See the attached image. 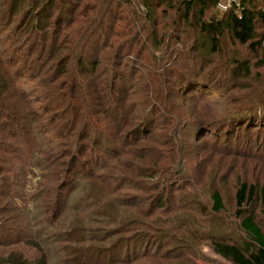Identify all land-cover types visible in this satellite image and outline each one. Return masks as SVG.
I'll use <instances>...</instances> for the list:
<instances>
[{"label": "rangeland", "instance_id": "rangeland-1", "mask_svg": "<svg viewBox=\"0 0 264 264\" xmlns=\"http://www.w3.org/2000/svg\"><path fill=\"white\" fill-rule=\"evenodd\" d=\"M92 1L94 0H80L79 8L84 3L86 5ZM163 7L164 5L161 6V8ZM250 8L257 13L260 9H264V0H255L254 5H251ZM29 9L27 8L26 11ZM198 9L200 7L195 9L194 16L191 15L188 22L183 21L178 27L167 26L166 30L169 32L167 39L162 40L161 45L157 46L155 51L154 48L151 50L152 59L155 60L154 57H156L157 61V64L152 65L153 72L141 65L138 66L139 62L136 64L132 56L125 57L124 63L128 62V66L139 69L137 72V78L140 79L139 84H132V74H129V79L124 83V86L127 87L125 93L116 91L113 94L110 90L103 92L107 94V97L99 106L96 102L90 117L88 112L91 98L88 96L89 92L88 95L86 94V87L79 89L75 94L76 99L72 101L68 96V90L60 94V92H52L39 85L42 82L46 84L45 75L41 76V73L45 71L43 65L45 59L26 56L27 52L24 50L21 53V58L15 57L17 63L10 66L8 58L0 55L6 62L0 72V76L3 78V80L0 78V81L5 82L8 95V97H0V105L3 111L10 114L9 117L12 116L10 122H16L17 125H12L13 128L16 127L12 137L0 131L5 137L4 139L8 138L7 141L10 144L8 151L11 153L12 147L14 149L24 144L33 147L35 145L29 141L36 139L43 147L42 156L46 165L45 180L42 181V184L53 192L58 188L60 179L57 173L59 169L56 166L53 171L52 161L68 158L70 151L72 154H74L73 152L80 153L83 161L80 163L83 164V173L77 177L75 183L67 186L64 191L66 197L62 214L64 218L54 224L56 231L64 230L69 225L79 226L73 233L72 241L56 236L57 238L53 239L52 243L50 242L52 245L46 246V240L41 238L39 240L38 231L34 232V229H30L27 223V217L30 219L34 214L32 213L29 218L27 212L19 210L17 205L13 204V201L7 200L8 197L5 196L0 198V225L13 231L8 241L14 243L8 249L23 251L31 258L36 255V257L41 256L42 253L38 252L37 248L27 243V238H31L40 242L43 250L49 249L46 253L49 259L48 264H61V262L78 264L79 255H88L94 252L92 248H88L94 242L86 239L81 240L83 237L80 232L83 225L89 229L88 237L97 234L106 235L119 228L116 224L100 226L99 223L94 222L106 218L102 215L104 211L100 207L99 201L86 199L89 193L99 190V186L103 190H107L98 178L105 180L111 177L110 180H115L116 183L111 181L112 185H110L114 193L106 191L110 195L109 198L114 199V202L119 200L134 203L137 197L146 200L156 193L147 186L148 179L140 176L134 177L135 167L133 164L134 162L139 163V159L136 157L138 152L134 153L136 145L129 147L132 151L130 154L121 155L123 152L119 153L120 157L118 154L119 158H114L112 168L106 167L110 155L107 152H112V150L118 152L119 148L118 139L112 133L116 134V131L120 130L117 134L126 139L124 135L130 130V127L121 128L118 125L119 120L114 112V106H117L123 107L119 113L128 111L132 125L137 123L136 120H133L135 115L142 114L146 117L145 120L148 119L147 129L152 128L154 132L151 137L144 136L143 140L141 139L140 147L149 150L145 152V155L151 153L152 157L160 159L161 163L166 161L170 172L175 171L173 179H169L170 182L167 184L170 192L166 193V197L179 204L182 210L172 211L168 213V216L170 218L181 217L183 220L180 219L177 222L186 224L187 227L193 229L194 237L198 236V238H194L190 232L186 234L187 232H183L182 229L173 231L175 242L170 237H164L161 243L163 242L166 246L159 253L167 252L166 255L169 258H166V261L169 264H232L230 260L213 250L211 241L213 237L218 236L239 240L244 237L236 218L237 181L238 179H248L255 183L264 182V22L256 17L255 38L252 40L243 43L224 30L217 46L214 47L210 37L200 29L197 23ZM224 10L218 5V2L217 4L212 2L204 11V19H224ZM19 18V15L14 18L9 30H5L9 26L4 22L0 24V41L2 42L0 54L9 48L8 43H20L30 37L28 30H24V28L18 32L17 21ZM162 29L163 26H160V32ZM34 55L37 57L36 54ZM151 72L155 73V77L153 76L148 81L144 80L143 78L148 77L147 73L152 74ZM90 74L88 72L84 75L86 80L84 86L90 82L92 77ZM158 74L160 79L157 78ZM56 79L59 83L62 81L61 76H57ZM131 86L136 88L130 90ZM151 87H154L153 90ZM85 89L86 93L83 96L82 93ZM24 92L30 98H26ZM50 92L53 96L63 99L65 105L68 102H73L71 105L74 111L66 113L69 110L66 107L59 112L60 116H57L55 123L48 120L53 112L45 114L43 102L37 101L43 96L50 95ZM153 92L157 96H154ZM110 95L114 97L110 98ZM141 101L144 103L156 102L158 105L155 108H148V106L141 105ZM76 105L80 107V115L77 114ZM17 108H19V112ZM34 111L38 112L40 116L37 123L32 121ZM74 118H77L76 124H74ZM82 118L85 120L93 118L94 122L101 124L113 135L110 139L102 140L104 148L94 146L93 141L96 135L92 128L82 129L83 127H80L84 120ZM212 120L218 122L217 126H214L215 128L203 125L204 122ZM224 121L229 125L227 130L219 125ZM226 133L233 135L235 142L231 146L222 145ZM25 135L28 136L26 141L23 140ZM143 135H133L129 138L130 140L126 141L135 140L137 143L139 136L143 137ZM162 141L169 143L165 154H162L159 146ZM106 149H111V151ZM64 153L66 156L62 155ZM4 155V157L0 156V186H3L5 192L11 194L18 188L19 181L22 183V179L26 180L27 170L30 172V167L39 166L40 161L37 155L35 157L37 162H32L29 165V162L20 163L17 159L16 164L13 161H2L9 156L6 152ZM174 157L175 159H173ZM172 160L173 163H171ZM177 160L179 161L177 162ZM146 166L151 169L154 167L153 162ZM41 169L38 171L40 172ZM52 172L55 174H51ZM87 172H92L93 177L96 176L97 180H84L81 183L82 179L90 175ZM180 172L182 173L178 174ZM127 178L129 180L135 178L134 184L130 182L133 185H122V182ZM149 179L151 182L153 181L151 177ZM139 180H144L141 183L145 185L141 186ZM212 189H218L223 198L224 210L219 214H213L211 211ZM47 197L52 198L53 194H49ZM186 199L190 201L187 202ZM77 204L80 205L78 210H76ZM115 209L120 210L117 207ZM121 209L123 210V208ZM127 210L129 212L130 209ZM204 210L206 211L204 212ZM247 211L254 213L264 230V217L260 213L258 202L252 204ZM84 216H87L88 219H85ZM186 216L195 217L189 226V219L184 218ZM134 233L135 231L119 233L97 244L102 246L116 244L122 237H128ZM47 238L51 239L52 236H47ZM152 244L154 245L155 241ZM70 245H72V250L67 248ZM122 245L119 244L118 247ZM130 248L132 245H128L124 251H132V249L129 251ZM85 257L87 258L89 255ZM148 257L141 256L138 258L139 260H133L134 257H132L130 261L132 260V263L135 264H152L153 261ZM110 258L107 256V260Z\"/></svg>", "mask_w": 264, "mask_h": 264}, {"label": "trees", "instance_id": "trees-1", "mask_svg": "<svg viewBox=\"0 0 264 264\" xmlns=\"http://www.w3.org/2000/svg\"><path fill=\"white\" fill-rule=\"evenodd\" d=\"M78 2L80 0H0V24L4 22L5 25L9 26L5 30L10 29L14 18L19 15L20 18L17 21L19 27L18 32L24 28V30H28V35H30L28 39L22 40L20 43H8L10 45L9 48L2 51L3 53L0 55L8 58L10 66L17 63L15 57L18 56L21 58V53L24 50L27 52L25 53L26 56H34L35 59L41 58V60L45 59L43 61L45 71L41 73V76L45 75L46 84L42 82L39 85L52 92H60V94L68 90V96L72 101L76 99L75 94H77V91L86 87L87 93L85 89L82 94L85 96V93L88 95L89 92L88 96L91 98L88 112L89 117L93 112V106L96 102L97 106H99L103 104V99L107 97V94L103 92L110 90L113 94L116 91L125 93L127 87L124 86V83L129 79V74H132V84H139L140 79L137 78L139 69L134 68V70L132 66H128V62H123L124 58L132 56L136 64L139 62L137 64L138 66L141 65L151 70L152 65L157 64L156 57H154L155 60L152 59L151 50L154 48L153 50L155 51L157 46L161 45L162 40L165 41L167 39V35H169V32L166 30L167 26L172 25L173 27H178L181 22H188L190 16H194L196 8L200 7L197 10L199 16L197 23L200 29L210 37L214 47L217 46L218 40L221 38L224 30L232 34L237 40L245 43L255 38L256 17L264 22V9H260L256 13L250 8L251 5H254L255 0H241L239 4H234L231 8L223 11L225 14L224 19L213 18L209 20L204 19V11L210 3L214 2V4H217L218 0H94L92 3L86 5L84 3L80 8V3ZM162 5H164L163 8H161ZM27 8L30 9L26 11ZM63 24L65 25L62 27ZM160 26H163L164 30L162 29V32H160ZM1 44L2 42L0 41ZM2 56H0V72L2 67L6 65ZM123 63L124 66H122ZM48 71L51 72L48 73ZM88 72L91 73L90 75L92 77L90 82L84 86L86 83L84 75ZM147 75V78H143L146 81L151 79L155 73H147ZM57 76L62 77L60 83L56 79ZM0 78L3 80L1 76ZM76 78L79 80H75ZM157 78L160 79L159 74ZM60 86L63 87L60 88ZM135 88L131 86L129 89L134 90ZM153 88L151 87L152 90ZM6 90L5 82L0 81V97H8ZM24 94L26 98H30L25 92ZM153 94L157 96L156 93L153 92ZM48 95L39 98L37 101L43 102L45 114L53 112V115H50L48 119L52 123L56 122L57 116H60L59 112L63 111L66 107L69 108L66 113L74 111L71 105L73 103L72 101L65 105L63 99L53 96L52 93ZM57 96L60 97V95ZM113 97V95H110V98ZM141 105L148 106V108H155L158 104L156 102L144 103V101H141ZM17 109L19 112V108ZM120 110L122 111L123 107L114 106V112L117 115V120H119L118 125L121 128L130 127V130L124 135L126 139H123L120 134H117L120 130H117L116 134L112 133L118 139L119 148L117 150L118 152H114V150L107 152L110 155L107 159L106 167L112 168L114 158L116 157L118 159L120 157L119 153L123 152L121 155L130 154L132 151L129 147L136 145L134 153L136 151L138 152L136 157H138L139 163L134 162L133 164V167H135L134 177L137 178V176H140L148 179L149 181H146L148 182L147 186L156 191V193H153L146 199L148 201L142 197H137L134 203L119 200L114 202V199L109 198L110 195L106 193L107 190L114 193L110 187L113 179L110 180L111 177L105 180L104 178H98L99 182H102L107 190H103L99 186V190H95V193H89L86 199L96 202L99 201L98 203H100V207L104 211L102 215L106 218L103 217L105 221L98 219L99 221L94 222L99 223L100 226L104 224H116L119 228L106 235L97 234L88 237V227L84 225L82 228L80 227V233L83 237L81 240L86 239L94 242L88 247L92 248L94 252L86 253L89 255L87 258L85 256L88 255H79V261L77 262L78 264H135L134 262L132 263V260L130 261L132 257H134L133 260H139L138 258L141 256L145 258L149 256V260L153 261L152 264H169L166 261V258H169L166 255L167 252L159 253L166 246L163 242L161 243V240L164 237H170L171 240H174L175 236L172 233L173 231L182 229L183 232H187L186 234L190 232L191 235L193 230L187 227L186 224H179L177 222L180 219L183 220L181 217L176 216V218H170L168 216V213L172 211L182 210L179 204L166 197V193L170 192L167 184L170 182L169 179H173L175 171H169L170 167H168L166 161L161 163L160 159H155L156 157H152L151 153L145 155V152L149 150L140 147L139 142L143 140L144 136L151 137L154 132L152 128L147 129L148 119L145 120L146 117L142 114L135 115L133 120H136L137 123L132 125L128 111L119 113ZM80 111V107L77 106L78 115L81 114ZM166 112L168 111L166 110ZM9 115V113L7 114L2 110L0 105V131L12 137L15 134L14 131L16 128H13L12 125H17L16 122H10L12 116L9 117ZM39 118V113L34 111L32 121L37 123L40 120ZM92 119L85 120V118H82L83 124L82 126L80 124V127H83L82 129L92 128L96 135L93 141L94 146L104 148L101 143L102 140L104 138L110 139L113 135L105 130L101 124L99 125V123L94 122ZM76 120L77 118H74V124H76ZM217 123L212 120L204 122L203 125L205 127H214L217 126ZM219 125H222L223 129L226 130L229 128L228 123L225 121ZM138 134L144 135L143 137L139 136L137 143L135 140L132 142L126 141L130 140L129 138L131 136ZM27 137L25 135L23 140L27 139ZM4 138L2 133H0V156L4 157L5 152L9 156L7 155L8 158L6 157L2 161H13L16 163L18 159V162L23 163L25 161L29 162L28 164L30 165L32 162H37V160L35 161V157L38 155L40 165L30 167V172L27 170L26 180L22 179V183L20 181L18 182V188L14 193H11L12 195L9 192H5L3 186H0V198L7 196V200L13 201L12 203L16 204L22 212H27L29 218L32 216V213L34 214L30 219L27 217V223L30 229H34V232L36 230L38 231L40 234L39 240L40 238L46 240V246H49L52 240L57 238L56 236L64 237L66 240L72 241L73 233L79 226L73 227L69 225L64 230L56 231L54 230V224L56 221L59 222L61 218H64L62 214L66 200L64 195L65 189L73 182L75 183L77 177L83 173V164H80L83 161L81 160L80 153L73 152L74 154H72V151H70L68 158L52 161L54 164L53 171L57 166L56 168L59 169L57 173L60 179L58 188L53 192L45 188V185L42 184V181L45 180L44 174L46 173V165L44 164L42 156V145L34 139V142L30 140L29 143L35 146L32 147L29 144H24L17 146L18 149H13L12 147L10 153L8 151L10 149V144L7 141L8 138ZM118 142L116 141V144ZM234 142L233 135L226 133L222 145L231 146ZM112 143L115 142L112 141ZM159 144L162 154H165V150L169 146L168 141H162ZM106 150L111 151V149ZM118 154L119 157H117ZM62 155L66 156V153ZM152 162L154 165L153 169L148 168L146 164ZM173 162L172 160L171 163ZM40 168L42 169L39 172L38 170ZM87 173L90 175L82 179L81 183L84 180H97L96 176L95 178L93 177L92 172ZM51 174H55V172ZM149 177L153 180L152 182ZM134 180L135 178L131 180L127 178L122 182V185L134 184ZM126 181L129 182L126 183ZM139 181L141 183L144 180ZM237 184L236 218L244 237L241 240L224 236L213 237L211 246L217 254L230 260L232 264H264V230L257 221L254 213L247 211L252 204L258 202L260 213L264 217V182L255 183L248 179H238ZM144 185V183H141V186ZM49 194H53V197H47ZM210 199L213 203L211 208L213 214H219L224 210L223 198L218 189H212ZM83 201L85 202V199ZM185 201L189 202L190 200L186 199ZM114 206L115 208H120V210H116ZM86 207L88 206L86 205ZM79 208L80 205L77 204L76 210ZM128 208L130 209V213L127 210ZM84 217L88 219L87 216ZM184 218L189 219L188 226L195 219V217L189 216ZM5 228L0 225V264L49 263L48 255L46 254L49 249L43 250L42 244L31 238H27V243L37 248L38 252L42 253L41 256L36 257V255L34 258H31L23 251L8 249L14 243L8 241L13 231ZM131 231H135V233L128 237H122L116 244L112 242L109 246L97 244L106 241V238H110L116 234ZM50 235L52 238H47ZM192 235L194 237V234ZM196 237L198 238V236L194 238ZM153 241H155L154 245L152 244ZM119 244L123 245L118 247ZM128 245H132V248L129 249V251L132 249L130 252L124 251ZM71 247L72 245L67 248L72 250L73 248ZM81 248L79 249L81 250ZM107 256L111 258L107 260ZM61 264L69 263L61 262Z\"/></svg>", "mask_w": 264, "mask_h": 264}, {"label": "built area", "instance_id": "built-area-1", "mask_svg": "<svg viewBox=\"0 0 264 264\" xmlns=\"http://www.w3.org/2000/svg\"><path fill=\"white\" fill-rule=\"evenodd\" d=\"M241 0H218V5L227 10L229 7L233 6L234 4H239Z\"/></svg>", "mask_w": 264, "mask_h": 264}]
</instances>
